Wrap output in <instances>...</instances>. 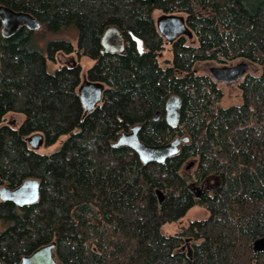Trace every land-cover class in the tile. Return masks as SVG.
I'll return each instance as SVG.
<instances>
[{
    "label": "trees",
    "instance_id": "16d2710c",
    "mask_svg": "<svg viewBox=\"0 0 264 264\" xmlns=\"http://www.w3.org/2000/svg\"><path fill=\"white\" fill-rule=\"evenodd\" d=\"M0 4L40 23L5 37L0 21V185L40 181L34 203L17 207L0 199L4 264H20L22 255L50 242L58 264H264V251L253 249L264 235V0ZM157 10L182 13L197 39L189 44L178 37L165 66L158 61L165 41ZM110 25L126 39L117 53L101 51ZM73 30L78 54L94 60L89 76L106 86L87 114L77 92L80 64L54 71L46 65L57 51L72 50L65 35ZM237 58L257 63L261 72L239 83L240 103L223 106L222 89L211 76L197 74L194 64ZM171 95L182 102L176 126L165 117ZM10 111L24 116L16 128L5 124ZM135 124L149 144L189 139L164 162L144 163L131 147L116 145ZM33 132H43L45 144L67 136L55 151L40 153L27 145ZM190 160L196 165L184 175ZM208 175L219 184L198 199L190 183ZM197 203L208 209L206 218L175 233L162 230Z\"/></svg>",
    "mask_w": 264,
    "mask_h": 264
},
{
    "label": "water",
    "instance_id": "95a60500",
    "mask_svg": "<svg viewBox=\"0 0 264 264\" xmlns=\"http://www.w3.org/2000/svg\"><path fill=\"white\" fill-rule=\"evenodd\" d=\"M0 21L1 33L5 37L14 34L22 25L33 30L40 27V23L29 12L17 11L3 4H0ZM156 26L160 34L170 42L182 35L190 37L193 34L187 25L186 18L179 13H163L157 18ZM101 42L103 53L122 51L124 36L121 29L116 25L108 26L102 35ZM248 69L249 63L247 61H241L234 65H214L210 68V76L215 81L234 82L242 78ZM105 88L106 86L102 81L82 80L78 85L77 92L83 105L84 114L91 112L98 106ZM181 103V98L178 95L170 96L166 102V120L171 126H176L179 123ZM158 116L159 111L156 112L155 118ZM140 127L139 124H135L128 131L122 132L116 141V145L131 147L144 163L164 162L168 157L178 152L181 143L187 142L189 139L188 136H179L166 143L149 144L141 140L139 136ZM43 140L44 136L41 133H35L28 138L30 147L33 149L39 147ZM39 196L40 181L37 178L25 179L15 189L6 186L0 188L2 199L11 200L19 206L34 203L39 199ZM159 196L162 198V193L159 192ZM55 247V242L42 245L32 254L23 256L21 264H56V259L53 256ZM253 249L254 251L264 250V235L253 241Z\"/></svg>",
    "mask_w": 264,
    "mask_h": 264
},
{
    "label": "rangeland",
    "instance_id": "374dc122",
    "mask_svg": "<svg viewBox=\"0 0 264 264\" xmlns=\"http://www.w3.org/2000/svg\"><path fill=\"white\" fill-rule=\"evenodd\" d=\"M163 11L161 10H157L154 13V19L157 20V18L162 15ZM181 14L183 17H185L182 13ZM73 34H66L67 37H71L73 42L76 45V40L74 39L76 37V31L73 30ZM75 36V37H73ZM185 38L187 40V43L189 44H196L197 43V39L195 37L194 34H192V36H188L185 35ZM77 39V37H76ZM139 47L140 49H143V45L141 43H139ZM172 58V51L170 49V45L166 44L165 48L159 53L158 55V61L161 65L165 66L167 64L166 60L167 59H171ZM241 61H247L249 63V69L247 70L246 74H252V75H258L261 72V68L257 63H254L248 59L245 58H237L234 60H231L229 62H219V61H215V60H201V61H197L194 64V69L195 72L197 74H207L210 76V68L214 65H218V66H223V65H234L238 62ZM74 63V62H78L81 67H83L84 69L88 68L89 66H91L94 63V60H92L91 58L87 57V56H82V57H78V54L76 52L68 55V54H62V53H57V60L55 61V63H49L48 62V69L54 71L55 67H57L58 65L62 64V63ZM245 74V75H246ZM245 76H243L242 78H240L237 81L234 82H225V81H217V85L222 89L223 91V97H222V105L223 106H228L231 104H236V103H240L242 100V91L239 87V83L243 80ZM24 116L21 113H12L9 112L7 114V121L11 122L12 125L17 126L18 123H20L23 120ZM67 135H61L59 136V138L51 143V144H41L39 145V147H37L36 151L40 152V153H49V152H53L56 149H58L61 145V143L63 142V140L66 138ZM190 163H192L190 165ZM190 165V166H189ZM196 165V161L190 160L187 161L183 168H182V172L184 175L189 174L190 172L193 171L194 167ZM186 166H189L186 168ZM212 179V178H211ZM210 185L212 186L214 183V179L210 180ZM211 188V187H210ZM209 215V211L206 207H204L201 204H194L192 205L186 212L185 214L179 218L177 221L174 222H170L167 224H164L162 226V230L165 233H175L178 232L180 227L182 226H186L188 224V222L192 221V220H196V219H203L206 218ZM189 244V242H188Z\"/></svg>",
    "mask_w": 264,
    "mask_h": 264
},
{
    "label": "flooded vegetation",
    "instance_id": "af4514ba",
    "mask_svg": "<svg viewBox=\"0 0 264 264\" xmlns=\"http://www.w3.org/2000/svg\"><path fill=\"white\" fill-rule=\"evenodd\" d=\"M22 26H25V25H22ZM21 27V26H20ZM19 27V28H20ZM26 27V26H25ZM18 28V29H19ZM27 29H29L28 27H26ZM39 29V28H38ZM33 30V29H32ZM35 30V29H34ZM17 31V30H16ZM66 36V35H65ZM69 40H71L72 42H73V40H72V38L71 37H67ZM134 40H135V42H136V44H137V46H138V48L140 49V47H139V43H141L142 45H143V49L145 48L144 47V44H143V41L141 40V39H139V38H137V37H134ZM164 41H165V44H164V47H163V49L165 48V46H166V44H169L170 45V49H171V44L176 40H173V41H168V40H166L165 38L163 39ZM74 43V42H73ZM125 44H126V39H125V37H124V48H125ZM77 41H76V45H75V43H74V47L72 48V50H70V51H68V52H66V51H63V50H60V51H57L55 54H54V57L53 58H47L46 59V65H47V67H48V62L49 63H55V61L57 60V53L59 54V53H62V54H68V55H70V54H72V53H74V52H76L77 54H78V52H77ZM123 48V49H124ZM102 49H103V45H102ZM102 49H101V51H102ZM143 49H140V50H143ZM162 49V50H163ZM161 50V51H162ZM160 51V52H161ZM173 55V54H172ZM78 57H82V56H80L79 54H78ZM172 59V58H171ZM171 59H167L166 60V62L168 61V60H171ZM93 60V59H92ZM77 64H79L78 62H74V63H62V64H60V65H58L57 67H55V69L54 70H56L57 68H60L61 66H64V67H66V68H68V69H70L72 66H75V65H77ZM92 66V65H91ZM90 67V66H89ZM83 79H88V80H94V79H92L90 76H89V71H88V68H86V69H84L83 67H81V65H80V71H79V80H78V85L82 82V80ZM105 84V83H104ZM77 88H78V86H77ZM105 91V90H104ZM103 95H104V92H103ZM172 96V95H171ZM103 98V97H102ZM169 98V97H168ZM168 98H167V100H168ZM167 100L165 101V106H166V102H167ZM102 101V100H101ZM157 111H159V116H160V110H157ZM156 111V112H157ZM166 111V110H165ZM10 112H12V111H10ZM156 112H155V115H156ZM9 113V112H8ZM8 113H6L5 114V124H7V125H10V126H13V127H18L20 124H21V122L20 123H18V125L17 126H15V125H12L11 124V122H9V121H7V114ZM12 113H16V112H12ZM16 114H18V113H16ZM155 115H154V117H155ZM158 116V117H159ZM165 117H166V115H165ZM33 133H41V134H43V132H33ZM33 133H31V134H33ZM31 134H29V135H31ZM29 135L26 137V141H27V145L29 144L28 143V138H29ZM43 136H44V134H43ZM29 146V145H28ZM36 151V150H35ZM29 178H36V177H29ZM214 179V183H213V185L211 186L210 185V180H212V179ZM26 179H28V178H26ZM38 179V178H37ZM25 180V179H24ZM23 180V181H24ZM39 180V179H38ZM22 181V182H23ZM21 182V183H22ZM20 183V184H21ZM20 184H18L17 186H15V187H10V186H8L6 183H3V184H1L0 185V188L2 187V186H6V187H8V188H10V189H15L16 187H18ZM191 190L194 192V195L199 199L202 195H205V194H208V193H211L214 189H215V187L219 184V180H218V178H216L214 175H208V176H206L203 180H201L199 183H197L196 181H192L191 183ZM211 187V188H210ZM0 199L1 200H5V199H2L1 197H0ZM8 201H11V200H8ZM13 202V201H12ZM17 207H21V206H19L18 204H16L15 202H13ZM26 205H28V204H26ZM24 206V205H23ZM188 240H186V244H185V246H188V242H187ZM48 244V243H47ZM43 245H45V244H43ZM40 246H42V245H40ZM40 246H38L37 248H35L31 253H29V254H25V255H22L21 256V260H20V264H21V261H22V258H23V256H26V255H30V254H32L36 249H38ZM264 251V250H263ZM53 256H54V258L56 259V257H55V249L53 250ZM0 261H1V264H4V261H3V259L0 257ZM56 264H58V260L56 259Z\"/></svg>",
    "mask_w": 264,
    "mask_h": 264
},
{
    "label": "bare ground",
    "instance_id": "6f19581e",
    "mask_svg": "<svg viewBox=\"0 0 264 264\" xmlns=\"http://www.w3.org/2000/svg\"><path fill=\"white\" fill-rule=\"evenodd\" d=\"M13 35V34H12Z\"/></svg>",
    "mask_w": 264,
    "mask_h": 264
}]
</instances>
